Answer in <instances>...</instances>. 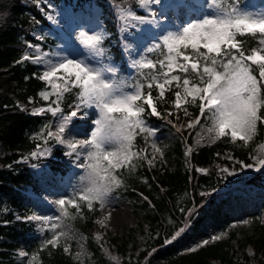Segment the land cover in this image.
<instances>
[{
	"label": "snow or ice",
	"instance_id": "snow-or-ice-1",
	"mask_svg": "<svg viewBox=\"0 0 264 264\" xmlns=\"http://www.w3.org/2000/svg\"><path fill=\"white\" fill-rule=\"evenodd\" d=\"M34 2L49 21L57 22L51 12L41 7L45 0ZM111 3L120 31L136 29L139 33L133 36L135 44L125 38L122 46L129 61L127 67L133 74H122V67L105 47L107 32L98 23L99 30L89 26L77 33L79 46L66 42L64 46L44 50L39 43L26 42V48L33 51L24 52L15 62L29 61L38 66L33 76L44 85L38 92L44 103L32 107L30 114L50 116L33 136L37 142L29 157L46 159L60 145L65 149L63 155L72 158L76 167L83 170L72 195L53 201L60 215L16 217L39 222L42 234L52 233L36 251L18 252L19 257L28 258L27 264H43L40 254L45 249L57 248L62 238H71L73 234L65 230L68 227L65 220L77 215L82 218L85 207L89 211H94L95 206L105 209L111 194L124 185L122 170L135 171L142 166L140 161L152 166L156 157L149 159V147L163 156L155 139L158 128L150 125L149 117L165 120L177 133L195 128L203 118L210 122L207 133L213 136V141L228 137L232 143L240 141L244 145L257 134L258 123H264V7L251 6L249 0H176L173 5L162 0H111ZM154 6H159V12ZM170 7L189 17L175 30L166 29L158 19V16L167 19ZM48 8L53 5L49 3ZM167 93H171V98ZM68 95L74 99L65 106ZM28 102L36 103L32 97ZM165 103L168 108L163 107ZM17 106L27 110L23 105ZM190 106L198 108V114L190 112ZM180 112L189 118L186 126L179 123ZM138 138L143 146L137 143ZM261 148L264 152V145ZM191 153L192 148L188 147L185 154ZM227 159L232 161L231 170L217 166L226 174L225 178L245 169H264V154H249L252 163L231 155ZM196 171L208 174L207 169ZM70 208L74 211H69ZM186 211L190 221L195 207ZM110 217L109 212L104 219ZM186 229L187 222L171 238H165L164 244L177 241ZM221 235L210 239L219 240ZM208 243L209 240H203L189 251ZM63 251L69 253L67 244ZM84 254H75L80 264Z\"/></svg>",
	"mask_w": 264,
	"mask_h": 264
},
{
	"label": "trees",
	"instance_id": "trees-1",
	"mask_svg": "<svg viewBox=\"0 0 264 264\" xmlns=\"http://www.w3.org/2000/svg\"><path fill=\"white\" fill-rule=\"evenodd\" d=\"M49 3L54 7L60 4L70 5L78 13L85 11L86 5L90 6L91 13L97 15L99 24L107 32L105 47L110 50L114 61L120 60L126 37L120 31L111 0H45L41 7L46 12ZM38 27L45 29L40 42L43 47L55 43L56 39L45 15L34 0H0V264H20L18 249L32 253L41 244L34 239L37 233L36 226L16 218L29 214L32 210L29 194L37 193L39 190L38 181L30 170L32 160L28 159L23 163L18 160L34 150L37 141L33 136L42 124L50 119V116H34L28 113L29 97L36 102L34 105L44 103L38 96L44 85L33 76V73L38 71V66L29 61L15 63L24 53L26 42H35L31 34ZM124 69L125 64H122L123 74ZM25 77L29 79L25 80ZM166 95L171 98V93ZM73 99V96L68 95L65 106L72 103ZM18 104L25 106L27 110H21ZM163 107L168 108L169 105L165 103ZM189 111L195 115L198 108L190 106ZM179 115L181 117L179 123L186 126L189 118L185 117L183 112ZM149 123L158 128L157 134L171 130L176 132L165 120L149 117ZM194 129L185 128L182 133L176 132L179 140L174 147L177 161L174 169L165 166L148 167L140 162L142 166L135 171L129 173L122 170L124 185L113 194L126 196L135 201L140 200V195L149 199L151 207H147L148 202L145 200H140L138 205L144 210L145 219L156 234L149 241V245L159 247L150 256L141 252L123 264H213V261L218 264H264V219H261L260 213L254 216L251 231L242 238H237L235 232H230L228 239L213 242L190 253L181 252L187 244L183 240L162 247L165 237L168 238L189 221L187 209L195 207L196 211L191 219L197 217L196 227L205 219L217 221L222 226L228 223L224 208L236 204L239 200L238 197H232L217 203L215 191L224 187L225 182L215 172L199 174L195 167L213 164L218 159L217 153L225 150H233L240 160H246V151L232 146L228 137L221 138L212 145L192 151L189 167L185 168L180 161L182 158L180 139L190 144ZM263 131L264 124L258 123L257 139H260ZM137 143L143 146V141L139 138ZM61 151L54 149L55 159H46L44 162L54 173L65 172ZM243 181L250 187L262 188L264 185V178L260 174L245 177ZM202 193L204 195H201ZM181 209H185V212L182 213ZM99 210L98 206H95L94 211H89L85 207L82 218L77 215L75 219L67 221L86 236L91 254L95 258L94 264H114L102 256L99 247L93 242V236L98 231L96 218ZM69 211L74 210L70 208ZM233 241L235 244L238 242L239 254L233 248ZM247 247L251 248V253L246 252ZM63 249L64 245L61 242L57 248L49 246L40 254L43 264H80V261L72 256L71 251L65 253Z\"/></svg>",
	"mask_w": 264,
	"mask_h": 264
},
{
	"label": "rangeland",
	"instance_id": "rangeland-1",
	"mask_svg": "<svg viewBox=\"0 0 264 264\" xmlns=\"http://www.w3.org/2000/svg\"><path fill=\"white\" fill-rule=\"evenodd\" d=\"M163 3H167L169 5H173L172 2L174 0H162ZM187 2H195V0H187ZM250 5L254 7H264V0H249ZM90 8V7H89ZM88 6L85 11L82 13H76L73 11L72 7L68 5H58L56 8L49 9L55 17L57 22L53 23L52 21H48L50 27L57 33L58 29H62L69 36L68 40H64L59 33L54 35L58 38V42L47 45V47H41L44 50H49L55 48L57 45L64 46L66 42H72L78 45V41L76 40L77 33L84 29L87 30L89 26L96 28L97 23L99 24V20L97 15L92 14ZM155 10L159 12V6H154ZM175 8H169L167 11V19L163 17H159L161 21V25L168 30H175L177 26L181 25L186 21L189 17L184 14V12L179 14L180 11H174ZM141 11L142 10H138ZM198 15L199 13H194ZM119 22V21H118ZM102 26L101 24H99ZM120 26V22H119ZM103 27V26H102ZM148 28L149 26H144ZM96 30H99L96 28ZM153 31L158 32V29H152ZM44 34V28L38 27L36 28L32 35L36 40L35 43H39L42 39V35ZM126 34L130 39L131 43L135 44L136 41L133 39L134 35H138L136 29H130L129 32L123 33ZM34 43V44H35ZM31 52L33 50L26 49L25 52ZM122 62L128 64V58H126L125 54L122 58ZM119 64V63H118ZM120 65V64H119ZM32 109V107H31ZM30 109V111H31ZM204 120V119H201ZM210 126V122L201 121L192 135L190 145L180 139L181 150H182V158L180 159L182 165L186 168L189 167V156L185 153L188 147H191L192 150L198 149L205 145L213 144V136L207 133V127ZM258 133V129H257ZM81 137L83 133L79 134ZM204 137V139H201ZM157 144L161 147L163 151V156L159 153H153L152 149L148 150L149 159L155 155V160L153 161V165L148 167H168L170 169H174L176 167L177 161L175 156V143L179 140L177 134L174 131H167L164 133H158L155 137ZM230 139V138H229ZM232 146L238 148V150L246 151V161L245 163H252V160L249 159V154L255 156L258 154H264L262 152L261 146L264 145V131L262 132L260 139H257V134L254 136L253 140L249 142L248 145H244L243 142L237 141L235 144L232 143ZM55 148H62L60 145H56ZM65 149H63L64 152ZM233 150H225L222 154L219 155V161H215L212 167L209 165L210 170L215 172L218 175L224 177V179L228 182L226 189L221 190L216 195V202L219 203L222 199H229L232 196H240V199L236 204H232L230 206H226L223 212L226 214L228 223L225 225H219L217 221H213L212 219L203 220L197 227L195 223L187 224V229L185 233L180 237L184 242H188L191 246H196V244L202 242L203 240H211L210 237L213 235H221V239L226 240L230 234V232H235L237 238H242L244 234L251 231L252 221L254 220V216L257 215L258 212L262 214L264 217V189L257 188H248L242 184L241 179L244 175H249L254 172H260L264 176V169L260 171H256L255 169H245L244 171H238L236 175L227 176L225 178L224 173L219 171V167H228L230 170L232 168V161H229L227 157L229 155L239 159L235 156L236 153L232 152ZM54 154L51 157L53 158ZM65 166H69V175L66 177L61 176L60 174H52L50 170L43 167L40 164L42 159L37 160L31 158L36 162L37 167L31 166V172L35 178H37L39 183V195H37L33 199L32 211L27 215L38 214V215H47V216H58L60 215L58 207L53 203V201L70 197L74 191V189L79 184V176L83 174V170L81 172H76L74 169L77 167L73 162L72 158L64 157ZM25 161L26 159H21ZM139 162V163H140ZM219 166V167H217ZM236 168H239V165H236ZM140 200H143V197H140ZM139 200V201H140ZM139 201H135L126 196L120 197L115 194H111L110 201L105 209L99 212L97 217V226L98 231L95 232L93 236V242L95 245L99 247V251L102 256L110 263L114 264H123V262L128 261L134 257H137L141 252L148 255V252H151V247L149 245V241L151 238L155 237L156 234L150 228V224L145 219L144 210L138 205ZM147 207H151V204H148ZM111 213V217L107 220L104 218ZM234 213V215H230ZM104 221V224L98 223V221ZM188 222V221H187ZM35 224L38 234L35 235V239H38L42 242L44 239L51 238V232L41 233L39 231V222H32ZM65 224L68 226L65 230L70 231L73 235L68 240L61 239V243L65 246L66 244L69 246L72 256L76 259L75 254L78 252H84L85 254L80 258L83 260V264H94L95 258L91 254V251L88 246V242L86 240V236L75 229L67 220H65ZM112 238L114 241H112ZM220 240V239H219ZM240 240V239H239ZM74 242V243H73ZM234 245L233 248L237 250L239 254V247H237L238 242ZM83 245V248H81ZM20 250H18L19 252ZM148 251V252H147ZM246 251L248 253L251 252L250 248L247 247ZM18 256V255H17ZM113 257L117 259L114 260ZM20 260V264H27L28 258L18 257ZM80 261V260H79ZM213 264H218L216 261L212 262Z\"/></svg>",
	"mask_w": 264,
	"mask_h": 264
},
{
	"label": "bare ground",
	"instance_id": "bare-ground-1",
	"mask_svg": "<svg viewBox=\"0 0 264 264\" xmlns=\"http://www.w3.org/2000/svg\"><path fill=\"white\" fill-rule=\"evenodd\" d=\"M171 131H173V130H171ZM164 133V132H163Z\"/></svg>",
	"mask_w": 264,
	"mask_h": 264
}]
</instances>
